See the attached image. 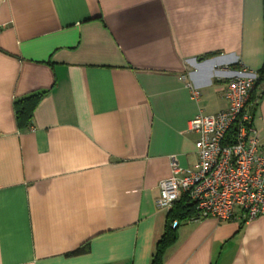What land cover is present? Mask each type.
I'll return each instance as SVG.
<instances>
[{
    "label": "crops",
    "instance_id": "1",
    "mask_svg": "<svg viewBox=\"0 0 264 264\" xmlns=\"http://www.w3.org/2000/svg\"><path fill=\"white\" fill-rule=\"evenodd\" d=\"M242 66L264 68V0H0V264H151L159 182ZM253 113L264 148V94ZM161 264H264V215L182 221Z\"/></svg>",
    "mask_w": 264,
    "mask_h": 264
},
{
    "label": "built area",
    "instance_id": "2",
    "mask_svg": "<svg viewBox=\"0 0 264 264\" xmlns=\"http://www.w3.org/2000/svg\"><path fill=\"white\" fill-rule=\"evenodd\" d=\"M191 97L199 89L188 83ZM264 94L257 71L240 67L226 82L227 107L216 113L199 112L189 121L195 141L197 165L181 168L172 158V175L159 182L158 208L170 210L181 199L194 213L183 221L215 217L247 223L264 215V148L254 128L253 110ZM182 221L175 218L173 228Z\"/></svg>",
    "mask_w": 264,
    "mask_h": 264
},
{
    "label": "trees",
    "instance_id": "3",
    "mask_svg": "<svg viewBox=\"0 0 264 264\" xmlns=\"http://www.w3.org/2000/svg\"><path fill=\"white\" fill-rule=\"evenodd\" d=\"M260 80H264V68L257 71ZM40 94H34L29 97L23 98L18 101L17 110L20 123L31 118L33 109L39 99ZM194 213L193 205L187 202L186 199H181L176 202L169 210L167 215V226L162 236L158 239L152 256L151 264H161L165 250L168 246L172 245L176 240V227L171 226V222L177 218L183 221L189 218ZM89 250L88 244L77 248L71 254L85 253Z\"/></svg>",
    "mask_w": 264,
    "mask_h": 264
}]
</instances>
